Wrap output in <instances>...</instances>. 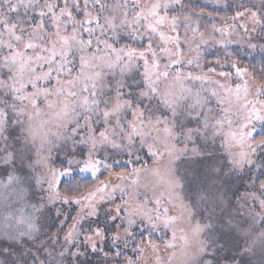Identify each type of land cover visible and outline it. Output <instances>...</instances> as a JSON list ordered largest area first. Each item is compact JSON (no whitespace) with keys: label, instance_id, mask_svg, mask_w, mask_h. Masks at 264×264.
Listing matches in <instances>:
<instances>
[{"label":"snow or ice","instance_id":"1","mask_svg":"<svg viewBox=\"0 0 264 264\" xmlns=\"http://www.w3.org/2000/svg\"><path fill=\"white\" fill-rule=\"evenodd\" d=\"M207 8L0 0V264H264V80L228 50L264 59V16Z\"/></svg>","mask_w":264,"mask_h":264},{"label":"rangeland","instance_id":"2","mask_svg":"<svg viewBox=\"0 0 264 264\" xmlns=\"http://www.w3.org/2000/svg\"><path fill=\"white\" fill-rule=\"evenodd\" d=\"M195 3H198L199 6L208 5V9L211 11H219L221 14H218L221 17H229L234 14L235 11L241 10L238 8V5L243 4L245 8L251 9L253 11L258 12L262 16H264V0H220V3H216L215 0H194ZM226 5H232L231 8L226 7ZM218 23V22H217ZM234 39H239V37H233ZM253 43H264V41H257L253 40ZM239 47L238 55H234L232 58L234 59L235 56H239L241 59H254L257 57H262V54L257 48L256 50L252 51L247 48V45L245 42H241L239 46L233 44L229 45V51L236 52L237 48ZM207 48V55L205 57L208 61H214L217 56H222V50L217 51L216 48L208 47ZM215 53V55H213ZM215 58V59H213ZM242 66V65H241ZM243 67V66H242ZM259 81V80H257ZM209 163V162H204ZM104 177H101L103 179ZM229 185L233 189H239V192L245 191L244 188V180H242L238 176L230 177L228 180ZM56 207H59V205H56ZM45 215H54V209L52 213H45ZM45 231H48L47 227H45ZM52 231H55V229H52ZM6 245H0V247H4ZM102 256V257H100ZM5 260V256H0V261ZM87 260L91 263H95L96 260H99L100 263L104 264V258L102 254H91L87 256Z\"/></svg>","mask_w":264,"mask_h":264},{"label":"trees","instance_id":"3","mask_svg":"<svg viewBox=\"0 0 264 264\" xmlns=\"http://www.w3.org/2000/svg\"><path fill=\"white\" fill-rule=\"evenodd\" d=\"M208 11H211L207 8ZM216 13L221 14L219 11H216ZM215 59V58H213ZM234 59H239L240 65L247 66L249 68V71L252 72L257 80H264V74L261 73V69L264 68V59L262 57H257L254 59H241L239 56H235ZM235 190V189H234ZM41 239H44V237H41ZM102 257V256H100ZM104 258V257H103ZM90 262V261H89ZM90 264H102L99 262V260H96L95 263Z\"/></svg>","mask_w":264,"mask_h":264}]
</instances>
